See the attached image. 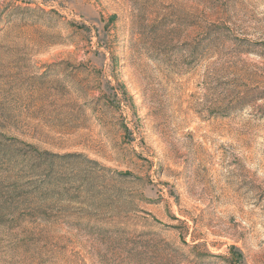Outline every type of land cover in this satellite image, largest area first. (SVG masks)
Masks as SVG:
<instances>
[{"label":"rangeland","instance_id":"rangeland-1","mask_svg":"<svg viewBox=\"0 0 264 264\" xmlns=\"http://www.w3.org/2000/svg\"><path fill=\"white\" fill-rule=\"evenodd\" d=\"M0 264H264V0H0Z\"/></svg>","mask_w":264,"mask_h":264}]
</instances>
